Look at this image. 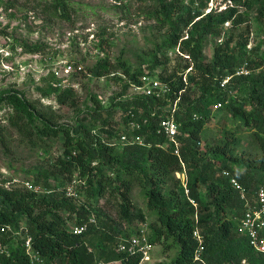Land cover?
I'll return each instance as SVG.
<instances>
[{
    "label": "trees",
    "instance_id": "1",
    "mask_svg": "<svg viewBox=\"0 0 264 264\" xmlns=\"http://www.w3.org/2000/svg\"><path fill=\"white\" fill-rule=\"evenodd\" d=\"M155 2L150 18L169 27L167 48L179 49L187 56L190 63L185 70L165 76L167 63L157 55L145 60L137 70L121 59L115 65L108 57L90 69L92 75L100 78L121 68L123 77L118 79L127 90L138 83L146 70L155 75L162 69L160 79L171 87L167 96L133 95L124 99L122 95L111 107H119L127 127L130 121L147 120L141 129L125 132L141 136L142 145L126 143L120 150L109 142L121 139L123 133L103 116L110 109H103L98 101L102 112L94 117L101 127L80 122L75 128L53 123L17 89L0 91V104L11 106L18 127L30 139L37 138L44 144L51 139L62 141L63 154L55 158V174L63 179H78L87 193L85 201H81L75 194L51 185L44 194L35 189H8L0 185V264H33L27 252L28 237L32 239V250L44 264H139L140 255L118 250L121 239L129 237L106 207L98 203L103 197L107 202L113 198L122 217L131 221L142 218L131 201L135 186L144 192L147 208L155 217L149 226L150 242L163 245L171 240L167 250L173 246L177 249L175 257L166 264H264V254L252 248L249 238L238 231L239 219L246 211L242 193L253 202L255 190L264 182H258L254 175L258 168L264 176V52L254 57L242 50L237 52L238 43L231 36L214 46L210 60L203 53L208 38L220 37L225 23L243 25L246 11L256 10L262 21L264 0H230L231 5L219 13H205L210 0H189L188 7L181 0ZM50 3L49 10L61 17L72 7L69 0ZM240 44L246 46L247 40ZM261 45L264 46V37ZM243 66L247 73L238 74ZM225 79L229 82L222 87ZM52 90L61 104L75 94L74 89H63L61 85ZM176 101L179 156L173 143L160 132L159 124ZM211 102L224 103L222 108L232 114L233 123L220 142L202 143V133L212 118ZM236 124L251 131L249 149H243L241 156L237 155ZM253 151L260 156L255 157ZM235 167L243 169V173L234 171ZM223 169L232 172L239 187L221 174ZM176 173L186 175L185 187ZM91 218L96 222H91ZM68 221H73L74 227L86 224L88 228L74 234ZM197 230L202 244L195 236ZM201 245L203 250L199 253ZM197 253L199 260L195 259Z\"/></svg>",
    "mask_w": 264,
    "mask_h": 264
},
{
    "label": "rangeland",
    "instance_id": "2",
    "mask_svg": "<svg viewBox=\"0 0 264 264\" xmlns=\"http://www.w3.org/2000/svg\"><path fill=\"white\" fill-rule=\"evenodd\" d=\"M51 1L0 0V91L17 89L53 123L75 128L80 122L101 127L94 117L97 112H102L96 103L98 101L103 109H110L109 113L103 112V116L120 133L131 131L129 124L127 127L123 123L119 107L111 109L121 99L120 96L126 99L135 95L118 79L123 77L122 69L117 68L115 74L100 78L92 75L90 69L108 57L115 65L121 59L137 70L145 60L157 55L167 63L165 76L172 71L182 73L185 70V65L190 63L187 56L179 49L167 48L169 27H162L150 18V13L156 7L155 0H69L71 10L63 17L49 10ZM181 1L188 7L189 0ZM231 3L230 0H210L204 10L205 13H219ZM198 4L199 1L196 6ZM240 10L246 11L243 7ZM246 12L247 20L243 25L234 27L227 22L222 26L220 37L208 38L203 52L207 61L213 55L214 46L231 36L235 38L234 43H238L237 52L242 50L253 57L264 52L261 45L264 19L261 21L256 10ZM246 40L247 45L242 47L240 43ZM69 65L72 67L70 71L66 69ZM190 70H186V73ZM160 71L162 69L155 72L157 78H160ZM239 72L247 73L245 66ZM56 85H61L63 89H74V97L61 104L52 90ZM209 108L212 118L202 133V143L205 140L220 142L225 131L231 128L233 116L227 114L224 108L218 109L214 102L209 104ZM236 125L234 132L239 140L237 155L241 156L243 149H249L251 131L240 124ZM109 142L116 144L117 149L124 147L120 139ZM62 154L60 139H51L47 144L37 138L30 139L18 127L11 106L0 104V185L8 189H35L40 194L47 193L51 185L85 201L87 193L83 183L55 174L58 171L55 158ZM253 154L260 156L258 151H253ZM234 171L243 173L239 167H235ZM221 174L239 182L227 169H223ZM254 175L258 182L264 179L258 168ZM175 177L179 178V175L176 173ZM180 177L185 187L186 178L182 173ZM106 199L103 197L98 203L106 207L123 233L130 237L141 228H147L150 235L149 226L155 217L148 210L144 192L139 186L133 188L131 201L137 214L143 215L142 218L136 217L132 221L125 219L115 199L110 198L109 202ZM86 201L93 204L88 198ZM68 226L72 230L75 223L68 221ZM171 243L169 240L163 245H154L150 260L143 264L169 263L177 253L174 246L167 250V244Z\"/></svg>",
    "mask_w": 264,
    "mask_h": 264
},
{
    "label": "built area",
    "instance_id": "3",
    "mask_svg": "<svg viewBox=\"0 0 264 264\" xmlns=\"http://www.w3.org/2000/svg\"><path fill=\"white\" fill-rule=\"evenodd\" d=\"M66 69L70 71L72 70V67L69 65ZM238 74H241V72H238ZM184 80H186V77L184 78ZM228 82L229 79L223 80L221 86L225 87ZM130 90L134 92V96L164 98L170 92L171 87L168 83L162 81L160 78H157L155 75L150 74L146 70L145 73L139 77L138 83L131 84ZM177 103L178 101L174 103L172 111L166 112V114L159 121V124L160 132L165 134L169 138L171 143H173L175 147L174 152L179 156L181 144L178 140V135L180 134V126L175 117ZM223 104L224 103L219 102L217 104V108H222ZM132 116L134 117V114H132ZM146 123L147 120H144V123L133 120L129 122V128L134 132L141 129L143 127V124ZM120 140L123 144H143L142 137L135 134L129 135L128 133H123ZM177 174L179 175V178H181L180 173ZM183 176V178L185 179L186 175L184 173ZM231 182L239 187V183L235 179H232ZM254 194L255 197L252 202L247 199L244 193H242V198L246 201V211L244 212V215L241 217V219H239L238 231L249 238V243L252 248L264 254V182L257 187ZM90 221L93 223L96 222L95 218H91ZM87 228L88 225L86 224L83 226H76L73 228V233L81 234L86 231ZM195 236H197V239L202 244L203 238L199 234L198 230L195 232ZM31 240L32 239L30 237H28L26 240L27 252L30 256L31 262L33 264H44L43 260L38 256V254L34 253V251L32 250ZM153 247L154 245L149 240L148 229L141 228L139 230V233H137L136 235L121 239L118 245V250L120 252H127L130 255H140L141 260L139 264H143L150 260ZM202 250L203 246L201 245L199 253ZM199 253H197L195 257L196 260L200 259Z\"/></svg>",
    "mask_w": 264,
    "mask_h": 264
}]
</instances>
